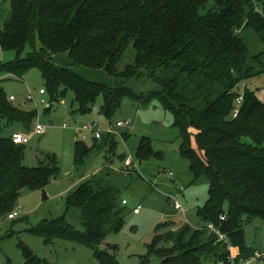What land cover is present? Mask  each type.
Here are the masks:
<instances>
[{
    "label": "trees",
    "instance_id": "obj_1",
    "mask_svg": "<svg viewBox=\"0 0 264 264\" xmlns=\"http://www.w3.org/2000/svg\"><path fill=\"white\" fill-rule=\"evenodd\" d=\"M247 30L264 46V0H12L8 19L3 26L0 21V47L18 57L0 65V76L21 80L39 70L51 102L72 91L77 112L87 115L102 97L100 113L110 123L125 99L144 107L157 103L172 114L191 183L208 181V200L198 209L203 225L159 226L167 231L155 235L142 263L159 257L162 264H229L233 248L237 261L255 254L244 225L264 220V102L248 82L264 74V50L250 48L243 37ZM130 47L135 64L120 71ZM65 53L74 65L105 71L119 84L107 88L58 66L55 57ZM144 75L157 90L138 94L123 86ZM36 117L37 111L21 109L0 88V219L15 210L23 192L43 190L60 175L54 156L27 167L25 145L2 136L16 124L29 130ZM106 146L112 155L119 143L109 139ZM75 151L81 164L91 149L77 142ZM150 151L149 142L142 141L137 156L144 160ZM127 158L120 157L124 163ZM111 171L81 182L66 199L67 213L79 210L82 230L63 216L41 221L30 233L46 245L61 241L89 247L98 264H120L109 252L117 246L101 249L111 234L122 231L129 214ZM208 224L217 226L231 247L218 241ZM18 247L25 264H49L22 242Z\"/></svg>",
    "mask_w": 264,
    "mask_h": 264
},
{
    "label": "rangeland",
    "instance_id": "obj_2",
    "mask_svg": "<svg viewBox=\"0 0 264 264\" xmlns=\"http://www.w3.org/2000/svg\"><path fill=\"white\" fill-rule=\"evenodd\" d=\"M11 1L2 0V26L8 19ZM212 5L210 2L207 9ZM252 33V30H247L243 35L250 48L264 50V46L258 44V39ZM27 53L28 49L21 58H26ZM135 57L136 51L130 47L119 64V70L123 71L127 66L134 65ZM17 59L15 51H3L0 47V65L12 64ZM55 63L107 88H114L119 84L105 71L74 65L68 53L56 56ZM248 85L264 102V74L249 81ZM123 86L138 94L158 89L157 84L146 75L123 82ZM0 88L8 96L16 97L14 104L21 109L37 111V117L29 130L16 124L4 129L2 136L10 137L14 132L21 131L30 137V142L25 145V166L38 167L42 163L46 164L47 156H54L60 169L59 177L45 189L23 192L14 210L18 213L15 221L9 220L8 216L0 219V264H25L18 247L20 242L27 245L36 257L49 264H98L91 248L61 241L46 245L42 238L31 234L30 229L41 221L66 216L71 225L82 230L79 210L71 209L67 213L66 199L81 182L108 169L112 170L113 179L120 181L123 197L128 201L126 207L129 214L122 231L111 234L101 249H106L108 244L117 246V251L110 249L109 252L116 255L120 264H145L142 261L148 254V245L156 234L167 231L166 228L157 230L167 222H173L179 227L186 222L195 228L202 227L198 209L208 200V181L201 178L196 183H191L189 162L181 157L179 151L182 140L180 132L174 127L172 114L157 103L144 107L125 99L122 109L110 123L100 113L102 97L98 98L92 112L87 115L77 112L78 105L72 91L59 103L51 102L48 94L41 98L39 92L45 89V84L39 70L30 71L21 80L8 75L0 76ZM30 95L35 98L34 101H27ZM42 100L47 104H42ZM121 120H130L132 124L120 129L114 124ZM92 123L99 125L102 139L97 140L94 134L89 133L84 141L82 134L75 128ZM65 124L68 128L63 127ZM37 125L44 128L43 134L34 133ZM110 129L111 134L108 132ZM109 139H116L119 143L112 155L107 152L106 143ZM142 141L149 142L154 154L144 160L137 156ZM77 142H82L91 149L81 164L75 162ZM122 155L132 159L131 169L125 167L120 159ZM170 198L178 201L184 211L176 210ZM134 209H138L139 214L135 215ZM244 230L247 245L264 252V220L257 218L245 223ZM148 264H162V259L154 257Z\"/></svg>",
    "mask_w": 264,
    "mask_h": 264
},
{
    "label": "built area",
    "instance_id": "obj_3",
    "mask_svg": "<svg viewBox=\"0 0 264 264\" xmlns=\"http://www.w3.org/2000/svg\"><path fill=\"white\" fill-rule=\"evenodd\" d=\"M39 94L41 96L43 95H47V92L45 91V89H41ZM10 99L12 101L15 100V97L14 96H10ZM35 98L33 96H28L27 97V101H34ZM42 104H47L45 100H42ZM132 124V122L130 120H121V121H117L114 125L120 129L122 128H128L130 127V125ZM64 128H68V125L65 124L63 126ZM76 131L78 133H81L82 134V139L85 141L87 140L88 136H89V133H92L94 134V137L95 139L97 140H100L102 139V135L100 134V129H99V125L96 124V123H92V124H88V125H83L81 127H76L75 128ZM44 132V128L41 126V125H37L35 127V130H34V133L35 134H38V135H41L43 134ZM109 134L112 133V129H110L109 131ZM11 140L14 142V144H21V145H27L29 142H30V137L26 134H24L23 132L21 131H16L14 132L11 136ZM125 167L131 169L132 166H133V161L130 157H128L124 163ZM172 200V203L174 205V208L178 211H184V209L182 208V206L178 203V201L176 200ZM123 204H126V201L123 202ZM134 214L137 215L139 214V210L138 209H134ZM18 217V213L13 211L12 213H10L8 215V219L9 220H16V218ZM221 221H225L226 220V214L225 215H222L221 216ZM207 229L209 232L217 235L218 237V241H223V242H226L228 245L229 244V240L227 238V236L225 234H223L221 232V230L215 226L214 224H208L207 226ZM231 247V245H230ZM228 263L229 264H263V261H264V253H258V252H255V254L250 257V258H241L237 261L236 259V256L233 254V252H231V254L229 255L228 257Z\"/></svg>",
    "mask_w": 264,
    "mask_h": 264
},
{
    "label": "crops",
    "instance_id": "obj_4",
    "mask_svg": "<svg viewBox=\"0 0 264 264\" xmlns=\"http://www.w3.org/2000/svg\"><path fill=\"white\" fill-rule=\"evenodd\" d=\"M43 96H46V95H43ZM43 96L40 95L41 98H43ZM16 100H17V98L15 97V100H14V101H16ZM170 199H171V198H170ZM252 248H253V247H252ZM253 249L255 250V252H258V253H264V252H262V251L259 250V249H255V248H253ZM232 251L235 252V249L233 248ZM234 252H233V254H234ZM234 255H235V254H234Z\"/></svg>",
    "mask_w": 264,
    "mask_h": 264
},
{
    "label": "water",
    "instance_id": "obj_5",
    "mask_svg": "<svg viewBox=\"0 0 264 264\" xmlns=\"http://www.w3.org/2000/svg\"><path fill=\"white\" fill-rule=\"evenodd\" d=\"M11 139V137H9ZM44 194H45V191H44ZM47 198V197H46Z\"/></svg>",
    "mask_w": 264,
    "mask_h": 264
}]
</instances>
